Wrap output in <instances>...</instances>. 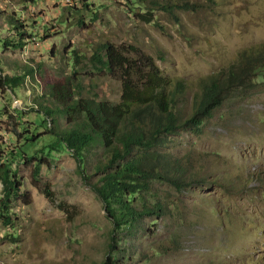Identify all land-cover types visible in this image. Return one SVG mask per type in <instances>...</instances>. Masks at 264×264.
Returning <instances> with one entry per match:
<instances>
[{"label": "rangeland", "instance_id": "374dc122", "mask_svg": "<svg viewBox=\"0 0 264 264\" xmlns=\"http://www.w3.org/2000/svg\"><path fill=\"white\" fill-rule=\"evenodd\" d=\"M73 1L0 0V54L2 39L11 37L4 13L14 12L35 42L6 54L9 61L39 65L48 79L15 94L0 91V165L12 160L21 182L12 225L0 221V264H102L109 257L124 264H264V87L229 99L202 134L185 127L173 136L163 152L189 159L190 170L205 181L183 191L156 183L147 200L164 203L170 213L146 218L136 234L113 232L91 185L104 175L98 170L103 150L87 159L83 177L71 152L47 135L46 116L32 109L34 99L49 92L51 78L74 74L85 96L118 102L121 82L92 61L108 41L127 52L138 49L170 79L184 80L187 112L200 78L229 66L240 50L264 43V0ZM187 3L197 9L176 8ZM149 12L151 24L137 16ZM1 68L22 73L16 66ZM55 120L65 127V119ZM28 128L38 142L19 144L35 159L30 165L11 156L18 149L13 131ZM3 190L0 178V199Z\"/></svg>", "mask_w": 264, "mask_h": 264}, {"label": "trees", "instance_id": "16d2710c", "mask_svg": "<svg viewBox=\"0 0 264 264\" xmlns=\"http://www.w3.org/2000/svg\"><path fill=\"white\" fill-rule=\"evenodd\" d=\"M22 2L32 5L37 0ZM176 8L197 9L188 3ZM166 10L172 11L173 8L169 6ZM4 14L11 37L1 41L0 91L15 94L14 91L24 86L36 88L43 80L48 82L41 77V66L27 61L24 64L9 61L6 54L23 52L35 42V36L28 32V27L16 13ZM137 16L148 24L154 21L151 12ZM74 55L75 62L80 64L81 58L76 53ZM92 61L97 71L121 82L122 96L118 102L85 96L78 75L74 74L51 78L47 83L49 92L35 98L32 109L46 116L47 135L57 138L71 152L83 177L87 159L96 149L103 150L106 157L104 163L98 164V170L104 175L91 185L104 205L113 232L136 234L143 230L146 218L165 217L170 213L164 203L147 200V196L154 195L156 183L171 185L177 191L204 183L205 180L198 179L200 177L190 170L189 159L176 157L162 149L172 144L171 139L182 128L189 127L196 134H202L208 122L229 99L264 87V43L240 50L229 66L200 78L190 110L184 113L182 107L188 93L186 82L170 79L155 60L138 49L130 47L127 52L108 41L102 42ZM4 66H16L22 73L9 75L1 68ZM45 97H48L46 101ZM58 116L65 119V127L55 120ZM28 130L25 133L13 131L18 149L11 152V156L23 159L26 165L35 159L27 155L19 140L24 139L30 144L38 142L37 136ZM25 134L26 139L22 138ZM11 162L8 159L0 165L4 185L0 221L4 226L12 225L13 200L21 193V182L17 171L11 168ZM41 164L39 161L35 168L36 178H39ZM45 194L50 199V191L46 190ZM102 264L124 263L109 257Z\"/></svg>", "mask_w": 264, "mask_h": 264}, {"label": "built area", "instance_id": "2783aa9c", "mask_svg": "<svg viewBox=\"0 0 264 264\" xmlns=\"http://www.w3.org/2000/svg\"><path fill=\"white\" fill-rule=\"evenodd\" d=\"M63 2L66 3V5H74L73 0H63Z\"/></svg>", "mask_w": 264, "mask_h": 264}]
</instances>
